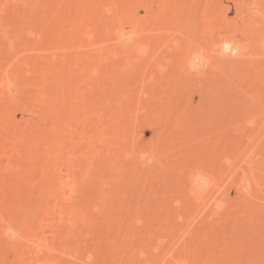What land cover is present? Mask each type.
<instances>
[{
	"label": "bare ground",
	"instance_id": "6f19581e",
	"mask_svg": "<svg viewBox=\"0 0 264 264\" xmlns=\"http://www.w3.org/2000/svg\"><path fill=\"white\" fill-rule=\"evenodd\" d=\"M222 1L0 0V264H154L155 252L159 249L161 252L165 247H162L163 243L166 244V239L154 240L151 233L154 230L150 229L148 234L145 230L146 236L140 237L137 233L140 228L130 230V225H126V229L133 231L134 235L128 230V235L124 233L126 236L117 235L116 238L122 239L112 238L115 239L113 244L111 239L96 246L100 241L97 242L94 234L100 228L96 225L90 232L87 228L90 226L87 215L91 214V208L98 207V202L95 204L92 200L94 194L90 192L101 190L103 185L105 190V185L110 186L113 181L122 178L125 181L137 180L138 184L143 178L141 183L148 188L152 178L157 180L154 175L160 176L162 170L169 172L166 175L172 174L170 176L176 180L174 185L165 176V171L163 175L166 179L160 177L162 181H172L168 182L172 188L177 184L182 187L176 186L179 189L172 192L174 197L169 191L166 193L171 194L170 198H165L167 194L164 198L158 195L164 201L156 203L170 202L166 203L169 213L175 211L176 222L185 224H180L184 227L183 230L180 227V233L185 236L183 239L190 238L186 237L190 236L187 232L190 226L195 227L199 223V217H217L227 209L228 202V206L231 205L232 200L226 199L229 195L227 188H233L237 198L247 200L246 206L250 200H258L263 190L256 172L258 164L255 158L249 159V154L248 160L242 157L245 153L242 148L236 153L238 142L236 145L235 140H229L235 135L230 133L235 131L229 130L230 135L226 136L230 145L226 144L227 150L224 151V147L223 152L233 149L226 155L218 152L222 151L220 145H224L223 141L216 145L218 148L213 145L216 148L212 150V142H209L211 145L203 143L195 137L198 144L189 138L193 130L186 136H183L185 129L181 130L182 138L179 139L178 130L167 128L173 132L168 130L166 133L169 136H163L165 131L158 128L165 119L167 123L170 120V123L175 122V126L180 128L185 126V122L184 126L180 123L185 120L186 126L190 127L199 116H189L190 120L194 119L189 122L190 125L187 122L189 119L180 121L179 116L189 114H186L188 108L193 115L207 107L203 100L208 95V83L221 73L224 64L246 60L252 64L258 52L264 56V0H228L234 9L232 18L227 16L229 5L224 6ZM121 5L123 8H120ZM98 7L103 12L101 17L96 13ZM225 44L230 46L228 50L224 48ZM191 92L197 94L198 101L195 105L192 103L193 107H188L191 106V96L186 97L185 93ZM160 93L169 96L167 107L162 110L158 107L162 99ZM155 100L158 113L154 112ZM148 108L149 111L146 110ZM16 112L21 114L19 119L15 116ZM107 116L122 123L129 121L123 126L121 124L124 134H127L120 140L124 148L121 145L120 149L116 148L120 143L111 129L104 132L110 128L112 120ZM255 120L249 121L250 127L257 126ZM260 125L264 126V122ZM261 126L255 127V130L258 128L260 132ZM157 128L163 133L158 134ZM147 130L151 133L144 140L143 133ZM174 131L177 136L170 134ZM255 134L254 139L259 135ZM215 137L213 139L217 142L214 140L213 144L220 143L221 136ZM185 139L190 146L198 145L192 150L185 144ZM254 139L247 142L252 143ZM171 141H176L179 146L184 144L188 150L180 146L185 151H178V144L175 142L177 145H172ZM200 142L206 149L201 147ZM249 146L244 143L243 149L247 150ZM142 154H147L151 163L142 161ZM114 156L117 160L113 161ZM202 156L212 158L201 159ZM219 157L223 158L222 161ZM217 159L223 166L218 165ZM238 159L242 162L245 159L248 166L244 163L241 165L246 168L240 164L239 167ZM158 170L161 172L158 173ZM159 179L157 182H160ZM134 182L129 183L136 184ZM141 183L139 185L143 187ZM165 184L167 182L159 189L169 186ZM150 185L153 187L154 182ZM169 189L173 190L167 187ZM146 190L142 192L147 194ZM31 197L40 201L37 208L41 212L39 220L37 213L31 212V207L19 206L20 201ZM110 199L111 203L115 202V198ZM137 200L135 204L140 205L141 200L138 203ZM121 201L117 204L120 207L124 206ZM118 227L114 229L117 231ZM135 230H138V235ZM89 233L94 240L88 236ZM191 234L198 235L197 229ZM110 244L114 248V259L106 257L105 251L109 256L108 252L112 250ZM180 244L182 242L178 247ZM174 246L169 245L170 249L166 248L169 250L164 248L166 251L159 254L157 263L191 264L190 257L187 258L190 252L180 248L178 251ZM97 249H101L104 257ZM106 258L108 261L104 262Z\"/></svg>",
	"mask_w": 264,
	"mask_h": 264
},
{
	"label": "rangeland",
	"instance_id": "374dc122",
	"mask_svg": "<svg viewBox=\"0 0 264 264\" xmlns=\"http://www.w3.org/2000/svg\"><path fill=\"white\" fill-rule=\"evenodd\" d=\"M222 3H223L224 6H228L229 5L228 6L229 7V11H227L228 18L234 17V9L232 8L231 2L228 1V0H226V1L223 0ZM120 8H123V6L121 5ZM154 9H155V6H154ZM96 13H98V16H100V17L103 14L102 10L99 9V7H98V11ZM140 14L141 15L143 14L141 9H140ZM160 19H161V17H160ZM158 25H160V22L158 23ZM173 28L175 29V27H173ZM155 34H157V33H155ZM263 57L264 56L261 55L258 52V54L256 56H254L255 62L253 60H251L252 58L250 59V61H253V63H252L253 65L250 62H248L247 60L245 62H242L241 61V63L240 62L239 63H233V62L231 63V62H229V64L228 63L224 64V67L222 66V68H221L222 69V71H220L221 73L217 77H215L213 80H211L210 81L211 83H208V87H209V88L207 87V89H208V95H207V97H205V100H203V102L205 101L207 103L206 104L207 107H205L204 110L201 111V113L200 112H198V113L196 112V113H193V115L191 113V110L188 108L187 110H190V111H187L186 110V114H187V112L188 113L190 112L191 114L189 113L187 115H184L185 113L184 114L182 113L181 115L184 116V117H180L179 116L180 121H181V119H186V118L189 119L190 117L193 118V116H194V118L196 116H199L198 118L195 119V121H193L194 119L193 120H190L192 118H190L187 121L188 123L190 121H193V122H191L192 125H190V123H189L190 127H187L186 126V121L185 120H183V122H180L181 125H183V123L185 122V124H184L185 126L183 125L184 127L181 126V128H180L179 126H175V122L174 123H170L171 120H170V122L167 123L166 122L167 119L162 120V122L160 121L161 124H162V126H163L162 128H161V124L160 123H159V126L160 127L158 126V128H160L162 131H165L164 134H162L163 136L164 135L169 136L168 132L166 133V131H168V130L171 131V130L170 129L166 130L167 128H172V129L174 128L175 131L178 130L177 133H178L179 139L182 136V133H180V132H182L181 130H183V129L186 130L187 129L186 131L185 130L183 131V133L185 132V135H183V136H186L188 134V132H190V131L192 132V130H193V134L192 135H189L188 134L190 136L189 138H192V140L197 141L195 139V137H197V138L199 137V139L201 141H203V143L204 142L205 143L206 142H208V143L209 142H212L211 143L212 145L209 143L211 145L210 146V149H212V150H214L217 147L216 145L221 144L222 141H223L224 142V145H223V143L220 145V146H222V151L220 149L221 147H219L220 151L218 149L217 150H218V152H221L222 154L223 153H226V155L227 154L229 155V153H231L230 151L233 150L232 148L231 149L228 148L230 150H228L226 152H223V148L226 146V144H229V141L227 140L228 138L226 136L227 135H230V134H233V135L235 134L234 135L235 138L232 137L231 139L229 138V140H231V141L235 140L234 141L235 144L238 142L237 143L238 145L236 144L237 146H235V147H237V149L235 148L236 149L235 150L236 153L239 152V150L242 148L241 151L244 150V152H245L244 154L243 153L242 154L243 155H246V156H243L242 155V157H246L247 160H248V156L249 155H250L249 156V159H251V157H253V159L255 158L254 159L255 160V163L258 164V168H260V170H258V168L255 166L256 169H257L256 172L258 171L257 172L258 176L261 177V178L260 177L258 178L259 181L260 180L262 181V182H260L261 183V187L263 186L262 187L263 188V190H262L263 192L261 191V193H262V194H260L261 196L258 195V197H257L258 200H255L256 198H254V196H253L252 198H254L255 202H253L254 201L253 199H252L253 201H251L250 199H248V201L250 200L251 203L249 201L247 203L248 205L246 206L245 202H247V200L244 201V199L242 197L237 198L235 196L234 190H232L233 188L232 189H231V187H229L230 189L227 188L228 190L227 189L226 190H227V192H228L229 195L226 196V197H228L226 199H231L233 203L231 202V205L228 206L229 203H230V202H228V205H226V207H225L227 209L224 208L225 210L223 209L224 211H221V213L218 214L217 217L215 216L214 218H212V217L210 218V215L209 216L199 217L200 220L199 221L197 220L199 223H196L195 224V227L193 225H192L193 227L190 226V229L187 232L188 234H190V236H188L187 233L184 234V235H187L186 237H190V238L183 239V238H185V236H183L180 233L181 232L180 229L182 228V230H183V228H184L183 226L185 224H181V222H180V224L183 225V226H180V224H178L176 222V212L175 211L172 210L173 212L171 211V213H169V211H168L169 209H167L168 208L167 205L170 202L168 203L165 200V203L163 202L160 205H157V203L162 200V199L159 198L161 195L163 196L162 198H164L165 195L167 194L168 196H166L165 198L166 199H167V197L170 198L169 195L171 196V194H172V196H173L175 194V193H172V192H174V189H176V188L179 189V187H182V186H179L177 183H175L179 187H176L177 185H175L174 188H172L171 187L172 184H169V183H171L173 181L172 183L174 185V180L175 179L173 180L172 177L170 176L172 174H170V175L167 174L166 175V173H169V172H166L164 170L165 171V176L167 177V179L172 180L171 182L168 181V180L167 181L164 180V181H166L167 184H169V186H167V187H170L173 190L172 191H170V189L167 190V187L166 186L163 187V188H166V189H163V188L159 189V187L164 186V183H166V182L162 181V179H161V177L163 179L165 178V176L163 175V172L164 171L161 169L162 172H161V170H158V173H159V171L162 173V174L159 173L161 177L158 176V175H154L155 176L154 178H157V180L160 177L159 181L160 182H163V183L160 184L161 186H159V183L160 182H157L156 179H153V178L151 179L150 178L154 182V185L152 187V185H150V183H153V182L149 180L150 181L149 184L146 183V184H148V188L145 186L147 188V190H146L145 187L143 186V184L141 183L142 180H143V178L141 180V178H139L140 175L138 173L137 176L139 175L138 178L141 180V182H140V180H139V182L141 183V185L143 187H141L139 185L140 183L138 184V182H136L137 180H135L136 184H131L130 185L129 182H132L133 183L134 181H128L129 179L128 180L126 179V181H125V179L122 178V179H119L120 181H118V180H115V182L113 181V183L110 184V186H107L108 184L105 185V190H104V187H103L104 185H103L102 186L103 190L101 188L102 191L99 190V189H98L99 190L98 191L96 189L97 191L95 192V189H93L92 192H90L91 194L92 193L94 194V196H92L93 197L92 200H93L94 203L95 202H98V204H97L98 207L94 206L93 208H91V212H90L91 214L88 213L89 215H87V218L86 219H88V217H90V222L89 223H90V226L91 227L93 226L91 228L88 225L87 228H88L89 232H90L91 229L95 228L96 225H98L97 227L100 228L99 231H98V233L96 232V235L94 234V237H95V239H97V242L100 241V242L96 243V246L99 245V243L101 244V242H103L105 240L109 242L114 237L117 240L119 238V237L116 238L117 235L118 236H122V237H123V235L126 236L125 234L128 235L127 231L129 229L128 230L126 229L128 227L126 225H130L129 226V228L131 227L130 230L135 229L136 227H138V228L141 229V232L143 231L142 233H144L145 230H147L145 232L146 234H148L147 232H150L149 231L150 229L154 230V232L152 231L151 233L154 235V240L155 241L156 240L157 241L160 240V238L166 239V242L164 240V242L166 244L163 243V246H162V247H164V245H165V247H164L165 249L166 248H169L170 249L169 245H171V247H172L175 244H176L177 247L174 246V249H176V248L178 249L182 245H184V243H186L183 246L184 248H182V249L180 248V249L181 250H185V251L187 250V252L188 251L190 252V253L188 252L189 253L188 254L189 256L187 258L189 259V257H190L189 260L191 261V264H264V200L262 199L264 197L263 196L264 195V166H263L264 165V126H261L260 125V124H262L264 122V115H263V113H264V72L263 73L262 72L260 73V71H262L264 69V67L262 68V65H264L263 64L264 61H262ZM245 63H246V65H245ZM255 63H256V65H255ZM231 64H233V66ZM237 64H239V65H237ZM241 68H242V70H241ZM160 94L162 96V99H160L161 100V103H162V100H164L163 102L164 103L166 102L165 103L166 106H163V105H165L164 103L162 104V107L160 106L161 103H159L160 104L159 106L157 105V101L158 102L160 101V100H158V97L159 96H157V98H156L157 101L155 100L156 102L154 103V105H155V107L157 105L158 107L161 108L159 110H162L163 107L164 108L167 107V102L169 100V96L167 97L166 95H162L163 93H160ZM185 94H186L185 95L186 97L187 96L188 97L191 96V97H189V102H191L190 103L191 106H188V107H193L192 103L195 105L197 103V101H198L197 94H195L194 92H191V94L190 93H185ZM163 96L165 97L164 99H163ZM167 98H168V100H167ZM175 99H177V98H175ZM187 101H185V103ZM181 105H183L182 107L184 108V105L185 104L183 103ZM157 109L158 108L156 107V109L154 111L155 113H158L159 110H157ZM146 110L149 111V108L146 109ZM177 110H179V109H177ZM20 115L21 114L19 112H16V114H15V116H16L17 119H19ZM154 116L156 118L157 114L154 115ZM107 119H112V118H111V116H110V118H108V116H107ZM253 119L254 120L256 119L255 122H257V123H255V124L257 126H261L262 127V128L260 127L261 128V130H259L260 132H258V128H257V131L255 130L256 129L255 127H257V126H255V127L252 126V125H251L252 127L249 126L250 125L249 121L250 120H253ZM128 120H130V119H128ZM177 120H178V117H177ZM247 121H248V124H247ZM124 122L122 123L119 119L116 120V118L115 119L113 118L111 120L110 124H109V127L110 128H108V130L107 129L104 130V132L107 133L111 129L112 130V135H115V137L117 136L116 138H118V141H119L118 144L120 143L118 146H116V148L118 147V149H120L119 148L120 145H121V148H124L123 147L124 144H122L123 142L120 141V140L124 139V136L127 135V134H124L125 132H124L123 128H121V127L123 126V124H127L129 121L127 123H124ZM180 123H179V125H180ZM121 124H122V126H121ZM118 126H119V128H118ZM166 126H168V127H166ZM170 126H172V127H170ZM114 127H117V128L114 129ZM158 128H157V133L158 134L159 133H163L161 130L159 132V129ZM231 129H234V130H231ZM225 130H226V132H225ZM229 130L232 131V132H234V131L235 132L234 133H230ZM114 131H115V133H113ZM171 132H173V130ZM222 132H224V133L222 134ZM254 132H257V133L255 134ZM150 133H151L150 130L145 131L143 133V139L144 140H147L148 137L150 136ZM170 134L171 135L174 134V136H175L176 135V132L175 133H170ZM254 134L255 135L259 134L258 136H255V139H258L256 141L254 139ZM215 135H217L218 138L220 136L223 137V140L220 137L219 139H221V142L220 143L218 142L217 144H213V142H215V141L217 142V140L213 139V137L216 138ZM224 135H225L226 138L224 137ZM163 136H161V137H163ZM167 136H166V139H167ZM236 136H237V138H236ZM211 137H212V140H211ZM206 138H208V139H206ZM186 139H188V138H186ZM186 139L184 141H186ZM251 139H252V141L254 139V142L248 143L247 140L250 141ZM170 140L171 139H169V141ZM174 140H176V139H172V141H174ZM180 141L181 140H179L178 142H180ZM184 141L182 140L181 142L184 143ZM175 142L174 143L172 142V145L175 144ZM187 142H188V140L185 142V144H188L189 145L190 143L189 142L187 143ZM190 142H191V140H190ZM246 142L250 145L249 146L250 148L249 147L246 148L247 150H245V148L243 149L244 143H245L246 147L248 145V144H246ZM196 143L199 144V141H197ZM208 143H207V145H209ZM177 144H175V146ZM181 144H180V146H184V144L183 145H181ZM191 144L194 145L192 142H191ZM200 144H202V142H200ZM195 145H194V147H195ZM213 145H215L216 147H214ZM229 145H228V147H229ZM177 146H178V151H179V149H181V150L183 149V147L179 148L180 147L179 144ZM212 146L214 148H212ZM194 147L193 146H190L191 149L194 148ZM201 147L206 149V147H204L203 144H202ZM173 148H174V146H173ZM184 148H187V147L184 146ZM225 149L227 150L226 147L224 148V151H225ZM248 149H250V150L248 151ZM187 150H188V148H187ZM192 150H194V149H192ZM183 151H185V150L183 149ZM208 151H209V149H208ZM205 152H207V151H205ZM211 153H214L215 154L217 152L211 151ZM253 154H256V155H253ZM221 155H220V157H222ZM203 156L200 157V158L201 159L205 158ZM211 156H212V154H211ZM206 157L209 158V156H206ZM220 157H219V159L222 161L223 158H220ZM242 157L239 156V158H242ZM113 158H114L113 161L114 160H117V157L114 156ZM210 158H212V157H210ZM210 158L208 160H211ZM217 161H218V165H219L220 164L219 163V160L217 159ZM238 161H239V163H238V166L239 167L242 166L243 168H246L248 166V164L246 165V163H245V161H246L245 159H243V162H242V159L241 160L238 159ZM258 161H259V163H258ZM162 163H164V162H162ZM221 164H222V162H221ZM221 164H220V166H223ZM239 164L240 165L241 164H244L246 167L243 166V165L240 166ZM260 164H261V167L259 166ZM215 165L217 167H219L216 163H215ZM2 168L4 169V167H2ZM165 168H166V166H165ZM167 168H166V170H167ZM219 170H221V167H220ZM156 176H158V177H156ZM170 177H171V179H170ZM126 178H128V177H126ZM173 178H175V177H173ZM122 180H124V182ZM155 180H156V183H155ZM175 182H176V180H175ZM167 184H165V185H167ZM136 186H137V188H136ZM149 188H151V191L150 192H149V190H150ZM141 189L143 191L146 190V192H148V193L147 194L145 192L143 193ZM158 189L160 191H158ZM139 190H140V192H139ZM163 190H164V192H163ZM168 191L171 194L166 193ZM106 193H110V194H106ZM111 193H112V195H111ZM149 193H151L152 195L149 194ZM179 193H180V191H179ZM96 194H97V196H96ZM99 194L100 195L102 194L101 197L103 198V201H102V199H101V197H100ZM181 194H182V192H181ZM148 195H151V196H149L150 198H148ZM158 195H159V197H158ZM98 196H99V198H97ZM154 196H156V197H154ZM182 196H183V194H182ZM127 197H128V199H127ZM110 198H115L114 199L115 202H112L111 203V200L112 199H110ZM146 198H147L148 201L146 200ZM153 198L154 199L156 198L157 200L154 201ZM184 199H185V197L183 198V200ZM226 199H225V202H226ZM97 200H100V201H97ZM131 200H133V203L134 204L133 203H130V202H132ZM136 200H137V203H138V201L141 200L140 201L141 204L140 203H139L140 205L135 204L136 203ZM231 200H229V201H231ZM237 200H239V201H237ZM120 201H121L122 205L124 204V206H121L120 207V205H117V204H120ZM162 201H164V200H162ZM145 202L146 203L147 202L148 203L150 202V203L149 204L147 203L146 205H144ZM186 202H187V200H186ZM238 202H240L241 204L238 203ZM129 203H130V205H129ZM166 203H168V204H166ZM188 203L186 204L187 206H188ZM39 204H40L39 199H36V197H34V198L31 197V198L24 199V200L20 201L19 206L26 205L27 208L28 207H31V212L37 213L36 216H38V220H39L40 219V214H41L40 211L39 212L37 211L38 210L37 208H38V205ZM99 204H101L102 206L101 205L99 206ZM108 204H110V205H108ZM164 204H166V206ZM226 204H227V202H226ZM136 205H138V207H136ZM186 205L183 204V206H186ZM115 206H117V207H115ZM99 207H100V210H99ZM106 207H107V209H106ZM191 212H188V213H191ZM172 213H173V215H172ZM169 221H170V224H169ZM182 222H184V221H182ZM200 223H201V225H200ZM132 224L135 227H133ZM110 225H112V227ZM115 227H118L117 229L119 231H122V233L120 232L121 235H120V233L118 234V232H119L118 230L116 231V229H114ZM202 227H204V228L202 229ZM172 228H173V230H172ZM195 228L197 229V234L200 232L199 234L201 236H199V234L196 235V236L195 235L193 236L192 235L193 233L191 234V231L194 232L196 230ZM103 229H106V230L104 231ZM140 229H138L139 231L138 230H135V233L138 231L137 233L140 234V237L141 236H143V237L146 236L145 233L144 234H141ZM209 229H212V231L209 230ZM125 230H126V232H125ZM130 230L128 232L130 234H133L134 235V232L133 231L130 232ZM206 230H208V231H206ZM100 231H101V233H100ZM90 234L91 233H89L88 236H91ZM205 234H206V237H205ZM109 235H111L112 237L109 236ZM202 235H204L203 237H205V238H203ZM215 235H218V236H215ZM103 236H105V237H103ZM164 236H166V237H164ZM172 236H175V237H172ZM197 236H198V238H197ZM107 237H110V238H107ZM92 238H90V239H92ZM115 239H112V241L110 243H112L113 241H115ZM119 239H122V238H119ZM92 240H94V238ZM206 240H207V243H206ZM155 241H154V244H155ZM174 242H177V243L174 244ZM181 242H182V244H180L181 246L178 247L179 243H181ZM102 244H104V243H102ZM200 244H202V245H200ZM93 245L95 246V243ZM103 246L106 247L105 245H103ZM112 246L113 245H111L110 248ZM100 247L101 246H99V248ZM185 247H187L188 249L185 248ZM96 248H95V250H96ZM154 248H155V245H154ZM164 248L162 249L161 252L166 251V250H169V249L164 250ZM190 248H191V250H190ZM101 249H99V250L97 249V251H100ZM103 249H102V251H105L106 250V248H103ZM111 249L112 250L111 251L109 250V252H108L109 253V256L107 254V251H105L106 252V257L108 259H109V257L112 256V254H114V253H112V251H113L114 248H111ZM160 250L161 249L157 250V251H159L158 255H155V254H157V251L154 254V264L155 263L158 264L156 260H158L159 259V256L161 255ZM102 251H100V252H102ZM178 251H180V250L178 249ZM110 252H111V255H110ZM101 254H102L101 256L104 255L103 252ZM114 257H115V255H114ZM114 257L112 256L113 259H114ZM107 258H106V261H104V262H107L108 261ZM112 258H110L111 261L113 260ZM160 259H161V257H160Z\"/></svg>",
	"mask_w": 264,
	"mask_h": 264
},
{
	"label": "clouds",
	"instance_id": "9594fccd",
	"mask_svg": "<svg viewBox=\"0 0 264 264\" xmlns=\"http://www.w3.org/2000/svg\"><path fill=\"white\" fill-rule=\"evenodd\" d=\"M140 158L142 161H145L147 163H151V159L148 157L147 154H142Z\"/></svg>",
	"mask_w": 264,
	"mask_h": 264
},
{
	"label": "snow or ice",
	"instance_id": "6c2138e0",
	"mask_svg": "<svg viewBox=\"0 0 264 264\" xmlns=\"http://www.w3.org/2000/svg\"><path fill=\"white\" fill-rule=\"evenodd\" d=\"M224 48H225L226 50H228V49L230 48V46H229L228 44H225V45H224Z\"/></svg>",
	"mask_w": 264,
	"mask_h": 264
}]
</instances>
